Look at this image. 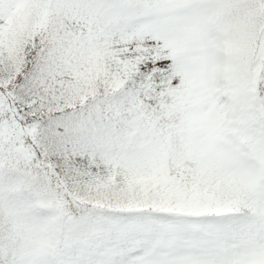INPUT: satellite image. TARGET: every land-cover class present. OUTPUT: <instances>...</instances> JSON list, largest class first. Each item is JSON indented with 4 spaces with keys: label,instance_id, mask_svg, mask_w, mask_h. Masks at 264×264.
I'll return each mask as SVG.
<instances>
[{
    "label": "snow or ice",
    "instance_id": "obj_1",
    "mask_svg": "<svg viewBox=\"0 0 264 264\" xmlns=\"http://www.w3.org/2000/svg\"><path fill=\"white\" fill-rule=\"evenodd\" d=\"M0 264H264V0H0Z\"/></svg>",
    "mask_w": 264,
    "mask_h": 264
}]
</instances>
